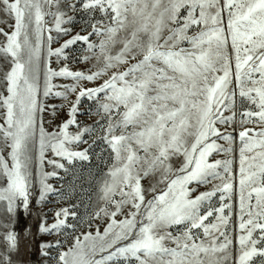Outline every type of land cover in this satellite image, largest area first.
I'll return each instance as SVG.
<instances>
[{
	"label": "snow or ice",
	"instance_id": "snow-or-ice-1",
	"mask_svg": "<svg viewBox=\"0 0 264 264\" xmlns=\"http://www.w3.org/2000/svg\"><path fill=\"white\" fill-rule=\"evenodd\" d=\"M0 14L14 21L0 26V264L37 236L52 237L46 264H264V0H0ZM98 147L113 163L87 227H106L80 232L75 205L46 211L47 181Z\"/></svg>",
	"mask_w": 264,
	"mask_h": 264
},
{
	"label": "rangeland",
	"instance_id": "rangeland-1",
	"mask_svg": "<svg viewBox=\"0 0 264 264\" xmlns=\"http://www.w3.org/2000/svg\"><path fill=\"white\" fill-rule=\"evenodd\" d=\"M54 10V9H53ZM183 14V12H182ZM76 15L77 22L72 25L73 27V35L76 32L80 31V26L83 20L81 14ZM49 23L51 22L50 17L45 18ZM14 21L6 20L2 14H0V26H4L5 23H13ZM55 35V33H53ZM69 37H64L60 40V43H63L64 39ZM58 43H54L53 47H58ZM80 45L76 47L77 54L81 51ZM92 63V62H89ZM89 65H77L78 69H86ZM52 67H58L55 63V57L52 58ZM3 68V64L0 63V69ZM58 83H70L68 80L57 81ZM94 86V85H88ZM49 103H55L60 105V100H49ZM96 105L92 101H84L82 102V112L84 115H80L78 119L82 124L93 125L95 121L98 119L95 114L89 116L87 115L88 109H95ZM3 112V109H0V113ZM66 118L65 113L61 111L58 113L57 117L53 120L49 117V115L45 114V127L48 131H52L56 125L60 124ZM2 122V121H0ZM221 144H224L223 141H220ZM239 141H237V146ZM87 147V145H84ZM96 153L92 154V159L90 161H75L72 165H68L66 161H61L65 163L66 167L70 169L67 173L62 169H55L59 173V177H50L48 179V183L51 184L57 191L54 194H51L49 197V201L47 202V209L51 214L52 212L63 208L70 207L75 205V211L78 212L79 217L82 218L83 222L80 227V232L92 231L95 232L97 226H99L100 231L103 232L106 227V220H97L94 221L92 227L89 229L87 227L89 221V213L98 206V204H102L99 197L102 195L101 187L102 182L106 177L107 171L109 167L112 165L113 160L107 151H103L102 148H97ZM48 157H51V153H47ZM238 156V153H237ZM224 155H213V159H225ZM235 167V165H234ZM54 169L51 165L45 163L43 165V171L52 172ZM40 169L34 166V181H38L39 179ZM145 185H147V180L143 181ZM163 187V185H161ZM206 187L199 188V191H206ZM195 195V194H194ZM216 202V198H214V203ZM120 217H118L119 219ZM235 219V217H233ZM22 223H33L31 220H22ZM32 231L35 232L36 229L33 226ZM79 234V233H77ZM42 239H52V237H40L37 236L33 243L29 244L27 247L22 248L20 252V261L21 264H46L45 258L39 255L38 244ZM65 240V248L67 250L68 247L72 246L73 237L71 235H66ZM98 258V257H97Z\"/></svg>",
	"mask_w": 264,
	"mask_h": 264
}]
</instances>
